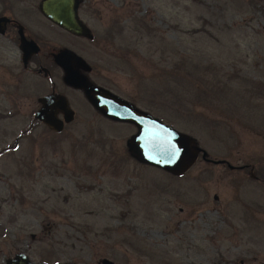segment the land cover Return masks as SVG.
Masks as SVG:
<instances>
[{"label":"rangeland","instance_id":"rangeland-1","mask_svg":"<svg viewBox=\"0 0 264 264\" xmlns=\"http://www.w3.org/2000/svg\"><path fill=\"white\" fill-rule=\"evenodd\" d=\"M80 2L92 39L37 21L46 51L73 46L208 160L141 163L136 127L78 100L60 132L33 121L38 80L0 38V264H264V0Z\"/></svg>","mask_w":264,"mask_h":264},{"label":"water","instance_id":"water-1","mask_svg":"<svg viewBox=\"0 0 264 264\" xmlns=\"http://www.w3.org/2000/svg\"><path fill=\"white\" fill-rule=\"evenodd\" d=\"M78 3L79 0H41L39 9L45 17L62 29L74 35L92 38L90 29L78 16ZM21 41V50L25 52L29 42H27L23 36L21 37ZM32 44L31 53H36L38 47L34 43ZM69 52L70 51H62L55 55L56 60L62 59L61 65L65 72V82L73 87L82 88L86 98L93 107L108 118L117 122L131 123L136 127V132L128 140V146L137 160L141 163L152 165L174 174L184 172L188 169L197 158L198 153H201L203 159L208 160L206 158V151L200 148L190 135L162 122L146 111L139 109L131 102L106 89L89 85L83 75L77 76L72 69L64 63V59L70 54ZM26 59L27 56L24 53V63ZM75 59H77V56ZM39 103L40 107L35 111L33 117L35 120L45 124L49 129L60 132L63 129L64 123H69L73 120V111L68 106L67 99L64 96L54 94L47 95L41 97ZM59 112L64 115L63 120L57 117ZM103 263L113 264L107 259H104ZM5 264L75 263H48L42 261L34 263L25 252L21 251L7 258Z\"/></svg>","mask_w":264,"mask_h":264},{"label":"flooded vegetation","instance_id":"flooded-vegetation-1","mask_svg":"<svg viewBox=\"0 0 264 264\" xmlns=\"http://www.w3.org/2000/svg\"><path fill=\"white\" fill-rule=\"evenodd\" d=\"M40 1L41 0H39L38 4L34 6L31 0H0V38H3L4 40H6V43L17 48L23 68L28 69L36 76L38 80L37 87L38 89H40V91H42L36 97L38 103L37 109L40 107L39 99L41 97L51 94L62 95L67 99L68 106L73 111V119L76 115L75 109L73 107L75 106L74 102L76 100L88 104L98 115L106 119H110L93 107V105L86 98V95L82 88L73 87L65 82L64 80L65 72L61 65L62 59L56 60L55 55L61 53L62 51H70L69 53L71 55L70 54L67 55V57L64 59V63H66V65L70 67L77 76L83 75L86 78V81L89 85L98 86L110 91L106 87L95 82L96 81L95 79L98 77L95 72L96 71L95 68L90 64H88L78 54V52H76L74 48L72 49L73 46L68 47V45L67 46L63 45L62 49H59L56 52H51L50 50L46 51L45 43L48 40L47 34L46 32H44L43 30L37 27V21H39V23L43 25L56 26L63 31L66 30L62 29L61 27L53 23L51 20H49L47 17H45L42 14V12L39 9ZM80 3L81 2L79 0L77 12L80 20L82 21L80 17V6H81ZM22 36L27 42H29L25 52L21 50ZM74 36L79 37L81 39L87 38L85 36H78V35H74ZM87 39H92V38H87ZM32 43H34L38 47V51L36 53H31L32 52L31 47L33 45ZM24 53L27 56L25 63L23 62ZM75 55L77 56V59H75L76 58ZM57 117L63 120L64 115L59 112L57 114ZM33 121L43 124L38 120H33ZM69 123H64V126ZM16 253H14L13 256ZM6 259L3 260L4 261L3 264H5ZM104 259L107 258H102L100 260V264H104L103 263ZM65 262L75 263L74 261H65ZM111 262L114 264L113 261Z\"/></svg>","mask_w":264,"mask_h":264}]
</instances>
